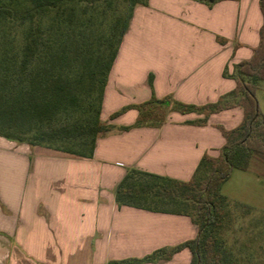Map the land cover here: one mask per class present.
<instances>
[{
	"label": "crops",
	"instance_id": "1",
	"mask_svg": "<svg viewBox=\"0 0 264 264\" xmlns=\"http://www.w3.org/2000/svg\"><path fill=\"white\" fill-rule=\"evenodd\" d=\"M261 23L258 0L135 4L102 95L100 119L116 127L97 136L91 157L0 136V264H110L194 238L188 215L118 205L115 187L129 168L182 181L200 175L202 155L216 156L225 141L215 125L235 127L242 109L212 113L203 125L190 123L202 114L168 111L158 127L128 130L117 126L133 123L136 109L109 115L152 94L215 102L234 87L235 66L251 56ZM190 261L184 247L131 264Z\"/></svg>",
	"mask_w": 264,
	"mask_h": 264
},
{
	"label": "trees",
	"instance_id": "2",
	"mask_svg": "<svg viewBox=\"0 0 264 264\" xmlns=\"http://www.w3.org/2000/svg\"><path fill=\"white\" fill-rule=\"evenodd\" d=\"M102 0H0V136L76 156L91 157L97 136L115 125L100 119L107 76L128 27L127 16L104 24L94 13L105 12ZM210 4L215 0H203ZM262 23L258 43L248 59L235 66L234 87L215 102L201 105L171 100L169 96L121 106L112 119L137 110L128 130L160 126L168 111L195 112L190 121L203 125L210 114L239 106L238 125H215L224 137L216 156L204 153L196 168L200 175L187 181L129 168L114 190L118 205L185 214L198 227L194 238L160 248L142 258L110 261L131 264L168 258L187 247L190 264H237L220 249L219 232L228 220L222 184L236 168L264 178V113L258 106V81L264 80V0H258ZM103 16V14H102ZM16 29L21 32L18 40ZM223 75H227L223 71ZM151 83V79H149ZM204 174V175H203Z\"/></svg>",
	"mask_w": 264,
	"mask_h": 264
},
{
	"label": "rangeland",
	"instance_id": "3",
	"mask_svg": "<svg viewBox=\"0 0 264 264\" xmlns=\"http://www.w3.org/2000/svg\"><path fill=\"white\" fill-rule=\"evenodd\" d=\"M99 2L105 7V12L94 13L93 18L96 21L101 19L104 24L114 19L115 15L125 18L129 12V0ZM15 36L18 40L21 38L19 29H16ZM256 97L264 113V80L258 81ZM220 192L226 198L228 214V220L219 232L220 249L224 256L228 260L235 259L237 264H264V178L234 168ZM3 235L0 230V241L5 239ZM16 264L22 263L16 258Z\"/></svg>",
	"mask_w": 264,
	"mask_h": 264
}]
</instances>
